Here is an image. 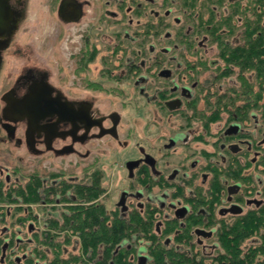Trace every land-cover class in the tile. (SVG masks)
<instances>
[{
  "label": "flooded vegetation",
  "instance_id": "1",
  "mask_svg": "<svg viewBox=\"0 0 264 264\" xmlns=\"http://www.w3.org/2000/svg\"><path fill=\"white\" fill-rule=\"evenodd\" d=\"M117 1L113 3L119 8ZM81 2L82 18L86 2ZM144 2L136 4L140 8L137 12L147 16L149 9L150 25L143 27L149 23L147 19L139 21L133 36L122 19V29L101 48L97 42L99 38L103 42L110 24L103 17L94 35L81 36L83 40L71 59L69 87L61 77L53 82L45 66H24L14 77L11 72L6 74L0 94V140L22 145L30 154L44 156V161L69 157L65 163L70 172L48 171V162L37 174L24 175L23 186L40 184L37 199L33 201V195L27 194L18 203L22 224L0 226V235L16 234L14 245L8 239L1 245L2 264H32L31 260L33 264H48L50 254L40 250L44 242L36 244L32 235L45 237L53 229L54 234L70 232L79 237V231L68 227L65 219L75 216L79 206L95 202L104 207L107 218L101 219L110 222L117 216L132 225L128 237L113 251V255L120 249L128 251L120 264H230L231 249L223 243V235L232 233L239 220L253 213L264 218V91L256 101L253 85L245 88L244 95L243 78L252 80L253 73L242 72L236 65L231 66L232 74L223 76L224 62L216 44L205 33L196 34L191 24L186 23L187 36L182 42L176 40L173 29L156 37V2ZM8 5L13 17L22 13L19 26L25 17L24 0H8ZM174 10L167 9L165 16L171 17ZM104 12L117 17V12ZM131 12L132 8L126 7L122 17ZM10 19L5 13L3 22ZM184 20L180 14L172 22L178 26ZM131 24L129 20L127 27ZM12 37H0V63L2 50ZM158 41L168 45L157 47ZM190 42L195 46L192 49ZM240 42L238 37L231 39L234 46ZM99 90L113 93L122 110L148 106L153 140L142 145L139 140L149 138L139 134L135 141L140 123L137 117H131L127 125L123 112L101 111L98 104L102 99L96 98ZM159 110L163 114H157ZM194 127L198 131L194 132ZM103 139L134 154L122 162L124 184L110 209L100 201V195L96 200L83 201L77 194L79 184H92V180L77 179V159H86L99 150ZM86 165L85 175L99 176L101 185L105 166L98 159ZM5 180L8 184V177ZM10 214L7 208V216ZM132 215H138V220L131 222ZM41 217L46 220L38 226ZM54 220L57 227L51 226ZM260 240V234L248 237L241 245L242 253ZM35 248L41 251L37 258H33ZM55 249L57 264H98L104 259L103 244L93 260L91 247L88 257L82 256V246L81 251L64 257L60 244Z\"/></svg>",
  "mask_w": 264,
  "mask_h": 264
},
{
  "label": "rangeland",
  "instance_id": "2",
  "mask_svg": "<svg viewBox=\"0 0 264 264\" xmlns=\"http://www.w3.org/2000/svg\"><path fill=\"white\" fill-rule=\"evenodd\" d=\"M80 1L86 2L84 4V15L81 20L77 23H65L57 15L59 0H24L25 17L13 34L9 45L5 47L1 53L2 61L0 63V94L3 90L4 84L6 83L4 79L7 73L11 72V77H14L22 67L30 65L45 66L49 68L51 71V80L53 82H58L59 77H61L62 80L67 82V87H69V81L71 80L73 72L71 59L73 52L76 50L75 47L77 44L79 45V43L82 42L83 38L81 36L85 34H91V32L93 35L95 34L97 27L102 25V23H100L101 21L99 20L100 17L110 21V24H107L108 27L106 26L105 29L106 36L103 39V42H101L100 38L97 42V44L102 48L106 42L112 39L116 30L122 29L120 26L122 21L124 22L125 29L129 31L131 36H133L132 32L138 29L135 24L139 21H141V23L144 22L150 14L149 9L146 8L147 16L146 14H141L139 16L131 13L122 17V10L118 8L115 3H113V0H108V3L107 0ZM141 2L145 3L144 0H141ZM155 2L156 4L153 6V10L155 9V11L161 12V9L158 8L160 4L159 2H161V0H155ZM106 9H108L110 12H117V17L114 18L111 16V14L107 15L104 12ZM177 15L180 14L176 12L175 14H172L170 18L173 19V17ZM129 20H132L130 28L127 27ZM99 33H101V31ZM122 34L123 30L121 36ZM161 37L162 36H160V38ZM166 45H168V43L162 41H158L157 43V47H163ZM207 74L205 73V75ZM96 98L102 99L101 102H99L100 104H98V108H100L101 111L105 112L114 110L117 112H123L125 115H127L125 117V122L127 125L129 124V121L132 120L131 117H137L136 120H138V123H140L137 127L138 132L137 134L135 133V141L138 140L139 134H141L142 137L149 138H143L144 140H139L142 142V145H145L146 142L153 140L152 138L154 137L150 135L152 133V129L150 128V110L148 106L142 105L141 107L140 105L136 108L125 107V109L122 110L119 104L115 102L113 93H108L107 90H99V94L96 96ZM161 113L163 114V112L159 110L157 114ZM196 130L198 131V127L193 128L194 132H196ZM0 135L2 134L0 133ZM100 143H103L101 144L100 149L94 150L95 152L91 156L86 159H77V179H79V182L88 183L90 180L93 181L94 176L90 178L85 175L87 172L85 166H87L86 164H89L91 161H96V159L101 161L105 166V169H103V175L101 179L103 191L100 194V201L105 202V205L107 206L106 208L110 209L115 206L119 191L124 184L122 162L124 159L129 158L134 154L125 153L126 150H119V148L111 140L103 139ZM206 146V148L212 149L210 146ZM43 157L30 154L22 145H18L9 141L3 142L0 140V178L6 179L8 177L7 183L9 184V186L6 184L5 188H7L8 191L9 189H15L18 184L23 183L25 174L28 172H35V174H37L38 171L41 170L40 166L42 164H48V162L51 163V169L48 171L55 172L57 171L56 169H59L63 172H66L64 175H67L70 172V166L65 163L67 160H69V157L64 158L66 160L62 159V161H60V158H52L44 161L45 158ZM63 167L66 168L65 171ZM11 197L17 198L15 199V203L11 204L17 205V208L21 209V207L18 205V203L21 204L20 195L13 191ZM46 209L49 211L51 210L50 207H46ZM19 214L21 215V211ZM45 220L43 217H41V224H38V226H43V222H45ZM48 221H46V223H48ZM0 226H2V224H0ZM53 232L54 230L50 229V233ZM50 235L52 234H46L45 237H50ZM32 238L34 239V237ZM48 239L47 241L52 242L54 245L44 242L40 244V250L46 251V253L50 254L51 258L55 257V248L59 247V244L62 248L63 257L67 256L69 253L76 254L80 250L81 241L77 234H71L70 232H66L64 234L56 233ZM33 242H35V240ZM53 248L55 250H53ZM96 252L98 255L100 250L98 249ZM90 253L91 252L89 249L85 250L82 256L88 257ZM92 255V260L97 257V255H94L93 253ZM0 264L2 263L0 262ZM3 264L8 263L5 262ZM98 264H102V261H99Z\"/></svg>",
  "mask_w": 264,
  "mask_h": 264
},
{
  "label": "trees",
  "instance_id": "3",
  "mask_svg": "<svg viewBox=\"0 0 264 264\" xmlns=\"http://www.w3.org/2000/svg\"><path fill=\"white\" fill-rule=\"evenodd\" d=\"M119 8L126 13V7L132 8L134 15H141L136 4L141 0H118ZM161 12H158L157 17L153 15V34L160 37L168 29L175 31L176 40L182 42L185 38L186 23L191 24L195 33L200 35L205 33L213 44H216L218 56L223 64V76L232 74L231 66L236 65L240 71H252L253 79L248 80L243 78V94L246 95V89L253 85L254 100L261 98V93L264 91V0H161L159 2ZM174 7L177 13L185 18L181 25L176 26L169 16H165V11ZM223 9L227 10L223 12ZM171 16V15H170ZM152 15L149 14L147 20H151ZM157 18V19H155ZM150 22L143 27H148ZM238 37L241 42L234 46L231 39ZM190 48L194 46L190 42ZM195 47V46H194ZM221 68V66H219ZM251 83V84H250ZM246 86V87H245ZM257 103L254 108H257ZM100 177L94 175L92 184L89 186L79 184L77 194L83 201L96 200L102 193L103 188L100 185ZM6 180L0 178V224L8 222L11 225L16 223L22 224L23 218L19 214L21 209L8 207L9 204L15 203L12 199L13 191L20 195L21 200L26 199V195H33V201L37 199L36 189L40 184H32L23 186L18 184L15 189L5 188ZM33 189V191H30ZM6 191V192H5ZM7 208L11 214L7 216ZM75 216H69L65 219L68 227L75 228L79 231L81 246L83 250H88L90 247L93 253H97L100 244L104 245V259L102 264H120L128 251L120 249L117 254L113 255V251L118 243L123 238L130 234L131 226L128 222L115 216L110 222L106 217L104 207L98 202L87 206H79ZM138 215H134L136 217ZM130 218L131 222L138 220L137 217ZM72 221V222H71ZM51 226L57 227L56 220L52 221ZM264 227V218L258 217L253 213L248 218L239 220L238 224L232 228V233L223 235L224 242L227 248L231 249L228 252L229 258L233 261L230 264H264V233H260V229ZM50 237L53 236L54 233ZM260 234V242L253 245L244 253L241 251L242 243L250 236ZM37 243H51L47 241L50 237H44L38 233L32 235ZM43 237V238H42ZM9 240L10 245H14L16 241L15 232L0 235V253L3 242ZM49 240V239H48ZM54 245V244H52ZM55 247V246H54ZM53 250H55L53 248ZM34 257H39L41 251L38 248L34 249ZM110 259V260H109ZM235 261V262H234ZM58 258H51L48 264H57ZM111 262V263H110ZM30 263H34L31 260ZM9 264V263H8Z\"/></svg>",
  "mask_w": 264,
  "mask_h": 264
},
{
  "label": "water",
  "instance_id": "4",
  "mask_svg": "<svg viewBox=\"0 0 264 264\" xmlns=\"http://www.w3.org/2000/svg\"><path fill=\"white\" fill-rule=\"evenodd\" d=\"M5 13L9 14L11 19L8 22H3ZM9 11L8 0H0V37L10 39L15 33L18 22L22 17V13L14 14ZM83 14V2L78 0H60L57 15L65 23H72L78 21ZM7 40V41H8Z\"/></svg>",
  "mask_w": 264,
  "mask_h": 264
}]
</instances>
